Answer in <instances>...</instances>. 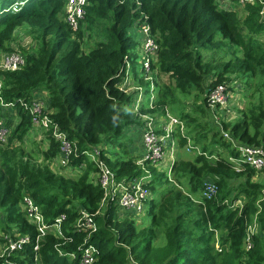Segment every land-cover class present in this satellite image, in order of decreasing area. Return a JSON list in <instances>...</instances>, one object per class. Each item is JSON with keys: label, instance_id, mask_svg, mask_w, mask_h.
Listing matches in <instances>:
<instances>
[{"label": "trees", "instance_id": "trees-1", "mask_svg": "<svg viewBox=\"0 0 264 264\" xmlns=\"http://www.w3.org/2000/svg\"><path fill=\"white\" fill-rule=\"evenodd\" d=\"M18 1L4 0L0 11V56L21 51L26 58L22 69L0 73L2 98L15 104V109L0 105V119L13 129L11 147H0V234H18L28 241L11 254L9 264H81L83 250L89 247L94 249L91 264H264V182H255L263 171L244 165L238 172L229 160L239 155L235 144L264 148V94L258 98L257 112H244L236 121L221 118L220 127L196 125L190 133L185 124L195 123L197 113L214 116L207 95L221 83L233 84L232 79L225 81L228 74H241L247 84L258 78L264 88L261 8L244 9L247 16L241 23L236 11L220 9L216 0H88L85 18L74 32L65 21L68 0H26L19 12L7 11ZM143 16L159 45V62L153 66L158 70L157 91L160 79L169 76L183 95H204L205 108L181 114L185 136L179 127L175 133L179 149L190 142V151L200 153L191 161H175L169 174L149 167L153 176L145 187L152 193L146 211L150 223L140 230L134 218L120 219L113 204L100 210L104 193L92 178L98 169L83 152L101 147L100 158L119 182L144 173L136 164L141 148L134 146L132 152L130 147L140 142L143 128L134 111L135 94L118 87L126 62L132 64L131 71L135 68L140 42L134 30L146 21ZM22 27L36 44L33 50L14 47ZM93 33L99 40L85 52L82 40ZM205 52H224L231 58L222 65L215 58L206 59ZM42 92H47L43 99L53 123L78 146L79 154L70 163L80 170L74 179L50 168L49 162L60 153L52 137L42 152L48 163L42 167L17 162L9 153L33 129L32 117L21 104L31 103ZM166 105L158 97L153 109L146 102L140 112L166 116ZM221 117L227 115L221 112ZM134 125L136 134L131 135L137 140L127 144L126 132ZM207 131L213 136L203 146ZM211 181L218 193L208 199L203 191ZM26 197L41 208L49 225L66 217L61 226L64 238L48 233L37 242L40 233L21 207ZM82 211L92 217L95 232H75ZM254 220L258 232L251 231ZM160 237L164 241L158 245ZM5 240L0 236V244Z\"/></svg>", "mask_w": 264, "mask_h": 264}, {"label": "built area", "instance_id": "built-area-1", "mask_svg": "<svg viewBox=\"0 0 264 264\" xmlns=\"http://www.w3.org/2000/svg\"><path fill=\"white\" fill-rule=\"evenodd\" d=\"M220 9L225 11L237 12L233 7L236 3L242 10L247 7H260V16L264 22V0H216ZM26 0L18 1L7 11L17 13L25 5ZM89 5L88 0H68L66 5V23L77 32L80 23L84 20L86 15V7ZM145 18L143 25L139 26L134 31L137 33L140 46L136 50L141 53V63L145 73V82L149 83L148 90L137 83V78L131 76L130 62H126L125 76L118 84L121 91L126 94H135L134 111L143 122L141 130V144L140 156L136 164L143 170V175L140 178L131 181H121L116 179L115 173L108 167V165L100 158L101 147H93L83 152V155L95 164L98 172L92 175L93 181L96 185H100L103 190V198L101 200L100 210L103 205L117 207L118 217L125 219L127 217H135L147 211V203L152 199V193L149 188H146V183L150 182L152 172L149 167H154L159 170V164L168 159L167 152L170 151L169 160H171V168L175 163V156L179 150L177 140L175 139L176 129L180 128V133L185 136V125L178 117H174L167 112L166 116H156L152 114H142L140 109L143 104L148 102L149 108L153 109L156 101L155 93L158 89L156 77L158 70H153V66L159 62V45L156 38L151 32L150 26L147 24L148 18ZM143 18V19H144ZM26 65V58L21 51L6 53L0 57V73L15 72L22 69ZM239 85V83H238ZM2 81L0 79V105L5 109H15L14 103H7L2 98ZM235 85L228 82L221 83L215 86L207 95V102L214 115L221 117V112L225 113L228 118L232 116L234 106L239 101L238 94L235 92ZM145 92L149 93L147 101L144 100ZM235 93V94H234ZM236 97V98H235ZM24 110L28 111L32 117L33 129L31 132H36L41 129L44 134L50 135L56 142L60 144L59 155L49 162L50 168L58 174H72L79 172L73 171L70 166L73 157L79 154L76 143L71 142L67 135L60 131L58 125L54 124L51 118L52 112L48 109L42 94H37L31 103H22ZM219 124V119H218ZM13 129L6 127L5 121L0 119V147L10 148L9 138L11 137ZM225 137L230 138L228 134ZM188 150L191 149V144L187 145ZM238 151L237 157H230L229 160L233 164L236 171H241L244 165L249 166L256 171H264V148L261 146H245L236 144ZM200 153V152H199ZM84 163L82 167H86ZM54 167V168H53ZM78 174V175H79ZM68 177V176H66ZM218 193V187L215 182H207L203 191V196L211 199ZM22 210L25 213L26 219L30 224L35 226L40 233L37 242L46 236L48 233L53 234L58 239L64 238L61 226L66 220L65 216H60L53 224H48L41 208L35 201L26 197L22 202ZM100 212H98L99 214ZM76 231L90 232L96 231L92 217L87 212L82 211V217L76 223ZM16 238V239H15ZM28 238H19L18 234L14 237L8 236L4 244H0V259L4 264H9L8 260L11 254L17 250H21ZM39 247L37 246L35 250ZM250 248V246H248ZM93 248L83 250L81 264H91L93 262ZM63 255L62 252H59ZM74 257L73 255H71Z\"/></svg>", "mask_w": 264, "mask_h": 264}, {"label": "rangeland", "instance_id": "rangeland-1", "mask_svg": "<svg viewBox=\"0 0 264 264\" xmlns=\"http://www.w3.org/2000/svg\"><path fill=\"white\" fill-rule=\"evenodd\" d=\"M3 1L4 0H0V11L3 10V8H2V2ZM20 1H24V0H20ZM233 7L237 10L236 13L238 14V19L242 23L247 16V12L242 10L236 3L233 4ZM99 24H100V26L108 25V23H99ZM27 32H28V29H26L24 27H22L21 29H19L17 31L16 36H15V41H14V47L19 49L18 45H20L21 47H23L25 49H29V50H33L36 47V44L31 43L32 39ZM96 35H97L96 33H93V36H91V39L88 38L89 36L87 34L85 35L84 39L82 40V47H83V50L85 52H88L91 48H93L96 41L99 40ZM136 37H137V34H136ZM259 38H261L264 41V33L261 34V36ZM204 55H205L206 59L215 58L217 61H219V63H222V65L227 63L231 58L230 55L228 56L224 52L219 54V55H216V56L214 55L213 52H205ZM141 58H142V55L140 52H138L137 53V61L135 63V68H134V70L131 71V76L133 78H137L136 79L137 83L141 84L145 88V90H148L149 83L145 82V80H144L145 73L143 71V66H142V63L140 61ZM241 77H242L241 74H228L227 76H225V81H228V79L233 80V84L235 85L234 90L237 91L236 94H239L238 95L239 101H238V104L236 103L234 108H233L234 111L232 113V116L230 118L219 117V115L213 116L212 114L209 115V112H207L206 116H204L202 113L194 114V116L196 118V122L193 123L190 120H188L185 123L186 127H187L186 133L187 132L190 133L191 131H193V129L196 127V125L205 126V125H208V123H210V125L212 127H214L215 125L220 127V125H218V119H219V121L221 118H226V121H228V122L236 121L242 117V114L244 112L249 114L251 111L256 110V107L259 104L258 98L261 94H264V88L261 87L262 82L260 79L257 78V79L250 81L249 82L250 84H247L248 82L241 80ZM216 78L217 77H215L214 79L216 80ZM237 82L239 83V85ZM210 83H211V81H208L206 85H209ZM160 84H161L160 90L156 91L155 97H157V98L163 97L167 101V105H166L165 109H168L169 113L174 115V117H181L182 116L181 114H183V113H189V114L190 113H196L195 110L197 109V107H204V104H203L204 95L201 96L198 93H194L191 96L183 95L182 93H180L179 91L176 90L174 80L171 79L169 76H163L160 79ZM42 96H44V98L47 100V92H42ZM148 96H149V93L145 92V94H144V100L145 101H147ZM211 112H213V111L211 110ZM255 112H257V111H255ZM158 113H160V111ZM16 124L17 123H15V125ZM12 127H14V125ZM135 128H136V125L130 126V128L127 130V132H126L127 136H125V138H124V142H126L127 144H130L132 141L135 140L136 137L132 136V135L136 134ZM128 131H131L130 135L128 134ZM198 132H202V131H198ZM198 132H195L194 134H197ZM207 134H208V139L203 142V146L208 145L211 142L213 133L210 131H207ZM49 137H50V135H48V134L45 135L41 129H39L33 133L30 132L24 138V140L22 142H18V141L15 142L14 147L9 150V153L12 157H14V160L17 162L23 160L25 162H30L34 166L42 167V166L48 164L47 162L44 161L42 152L46 151L49 147V145H48L49 140H50ZM136 140H137V138H136ZM191 145H192V143H191ZM134 146H135V148L140 147V142L138 144H134V145L130 144L132 152L135 151ZM105 148H106V150L110 151L109 146H106ZM179 150L180 151H178L177 155L175 156V161H178V162L179 161H189V160L191 161L195 158L196 155L199 154V153H196V154L192 153L191 151L188 150L187 146L182 148V149H179ZM138 152L139 151H136V152H134V154L138 153ZM221 153H224V151ZM167 155H168V157H167L168 159H166V161L159 164L158 168H159L160 174L161 173H165V174L170 173L169 170L171 168V160H169V156H170L169 150L167 152ZM224 156L226 157V153L224 154ZM73 171L76 172L77 170H73ZM78 174H79V172L74 173V175L67 174V173H65L64 175H65V177L68 176L67 178L74 179V178H76L75 176H77ZM151 175L153 176V174H151ZM171 178H172V176H171ZM255 182H264V171L258 173V177L255 178ZM100 206H101V203H100ZM107 207L108 206L103 205V211ZM100 214H101V212H100ZM135 218H136V223H137L140 230L147 227L150 223L149 218L146 216V212L135 217ZM76 223L74 224L73 227L76 226ZM258 229H259V226H258L256 220H254L252 227H251V231L258 232ZM75 232H78V231H75ZM0 236L3 237L4 239H6L9 235L8 234L3 235L1 233ZM163 241H164L163 237H160L156 240V243L158 245H161L163 243ZM93 254H94V252H93ZM70 258L72 260H74L75 256L72 257L70 255ZM131 264H135V263L133 261H131Z\"/></svg>", "mask_w": 264, "mask_h": 264}, {"label": "crops", "instance_id": "crops-1", "mask_svg": "<svg viewBox=\"0 0 264 264\" xmlns=\"http://www.w3.org/2000/svg\"><path fill=\"white\" fill-rule=\"evenodd\" d=\"M1 57V56H0ZM140 144H141V138H140Z\"/></svg>", "mask_w": 264, "mask_h": 264}, {"label": "bare ground", "instance_id": "bare-ground-1", "mask_svg": "<svg viewBox=\"0 0 264 264\" xmlns=\"http://www.w3.org/2000/svg\"><path fill=\"white\" fill-rule=\"evenodd\" d=\"M152 168V167H151Z\"/></svg>", "mask_w": 264, "mask_h": 264}]
</instances>
